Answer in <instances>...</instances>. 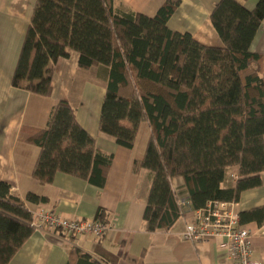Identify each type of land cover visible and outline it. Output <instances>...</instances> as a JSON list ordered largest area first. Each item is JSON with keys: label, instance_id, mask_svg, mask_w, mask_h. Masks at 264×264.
<instances>
[{"label": "trees", "instance_id": "trees-1", "mask_svg": "<svg viewBox=\"0 0 264 264\" xmlns=\"http://www.w3.org/2000/svg\"><path fill=\"white\" fill-rule=\"evenodd\" d=\"M181 0H165L154 16L117 10L114 0H36L13 75V86L49 97L55 64L71 51L79 66L108 71L99 130L126 148L139 125L151 127L143 159L151 185L143 219L146 230H169L184 213L172 180L181 178L195 208L209 201L237 202L262 184L264 171V53L251 44L264 20V0L249 8L219 0L211 21L223 46L204 45L168 21ZM69 100L53 105L42 128H22L20 139L39 146L33 177L50 184L58 173L104 187L113 154L101 150L77 120ZM237 178L224 186L230 168ZM45 197L13 192L0 181V264H8L35 231L27 201ZM104 211L96 219L108 222ZM264 223V205L240 221ZM60 233L74 239L75 235ZM105 260L113 254L98 244ZM67 264H102L72 246Z\"/></svg>", "mask_w": 264, "mask_h": 264}, {"label": "crops", "instance_id": "crops-1", "mask_svg": "<svg viewBox=\"0 0 264 264\" xmlns=\"http://www.w3.org/2000/svg\"><path fill=\"white\" fill-rule=\"evenodd\" d=\"M36 0H0V181L11 185L13 192L25 198L32 192L46 200L27 201L33 217L40 212L55 211L65 218H96L99 210L112 223L105 236L96 241L91 236L70 239L60 231L35 230L8 264H67L72 246H77L102 264H232L223 239L219 237L192 242L184 238L192 212L182 214L169 229L146 230L143 219L151 185V174L142 169L134 172L136 160L143 159L151 127L147 121L139 125L135 145L126 148L115 138L99 130L101 107L106 91L108 71L100 66L82 68L79 53L71 51L55 64L52 93L49 97L13 86L12 80L29 27ZM165 0H114L117 10L131 9L154 16ZM219 0H181L168 21L172 30L190 33L208 46H223V40L211 21V12ZM249 8L257 0H241ZM251 50L264 53V20ZM59 100H69L76 107L77 120L96 141L97 146L113 154V162L104 187L86 180L58 173L50 184H41L33 177L40 152L39 146L20 139L22 128L45 127L50 111ZM230 168L224 182L228 187L237 178ZM262 184L246 190L232 202L242 212L264 205V171ZM180 200H188L181 178L172 180ZM190 201V200H189ZM252 233L254 258L264 264V223L241 222ZM98 244L111 252L116 262L107 261L98 251Z\"/></svg>", "mask_w": 264, "mask_h": 264}, {"label": "built area", "instance_id": "built-area-1", "mask_svg": "<svg viewBox=\"0 0 264 264\" xmlns=\"http://www.w3.org/2000/svg\"><path fill=\"white\" fill-rule=\"evenodd\" d=\"M179 204L184 214L188 211L193 214V221L187 223L183 233L185 239L200 242L219 237L223 239L232 264H260L254 258L252 233L241 223L232 202L212 200L202 208H195L189 200H180ZM32 224L38 231H62L77 237L91 236L96 241L101 240L113 225L96 218L69 219L55 211L38 213Z\"/></svg>", "mask_w": 264, "mask_h": 264}, {"label": "rangeland", "instance_id": "rangeland-1", "mask_svg": "<svg viewBox=\"0 0 264 264\" xmlns=\"http://www.w3.org/2000/svg\"><path fill=\"white\" fill-rule=\"evenodd\" d=\"M225 182H231V178H226Z\"/></svg>", "mask_w": 264, "mask_h": 264}]
</instances>
